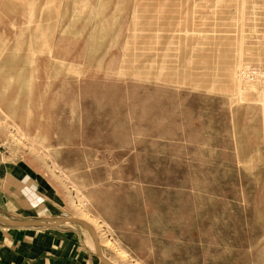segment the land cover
Returning <instances> with one entry per match:
<instances>
[{
	"label": "rangeland",
	"instance_id": "obj_1",
	"mask_svg": "<svg viewBox=\"0 0 264 264\" xmlns=\"http://www.w3.org/2000/svg\"><path fill=\"white\" fill-rule=\"evenodd\" d=\"M3 101L107 260L264 264V0H0Z\"/></svg>",
	"mask_w": 264,
	"mask_h": 264
},
{
	"label": "crops",
	"instance_id": "obj_2",
	"mask_svg": "<svg viewBox=\"0 0 264 264\" xmlns=\"http://www.w3.org/2000/svg\"><path fill=\"white\" fill-rule=\"evenodd\" d=\"M30 58L32 63L33 55ZM45 70L50 73L47 66ZM14 105L3 101L0 107L11 109ZM38 137L46 139L44 134ZM0 215L50 223L68 216L62 200L37 172L21 162L1 158ZM89 234L85 227L72 221L56 226H12L0 220V264H102Z\"/></svg>",
	"mask_w": 264,
	"mask_h": 264
},
{
	"label": "water",
	"instance_id": "obj_3",
	"mask_svg": "<svg viewBox=\"0 0 264 264\" xmlns=\"http://www.w3.org/2000/svg\"><path fill=\"white\" fill-rule=\"evenodd\" d=\"M0 220L9 224V225H12V226H56L62 222H66V221L77 222L79 224H82L89 231L91 238H92V242H93L94 252L97 255L99 261L102 264H114L101 255L98 240L95 237V234L93 233L91 226L80 218H77L74 216H62V217H58L54 222L50 223V222H42V221H36V220H34V221H32V220H15V219L7 218V217L0 215Z\"/></svg>",
	"mask_w": 264,
	"mask_h": 264
},
{
	"label": "bare ground",
	"instance_id": "obj_4",
	"mask_svg": "<svg viewBox=\"0 0 264 264\" xmlns=\"http://www.w3.org/2000/svg\"><path fill=\"white\" fill-rule=\"evenodd\" d=\"M40 38V37H39ZM54 163V162H53ZM54 168H52V167H50V171H51V173L55 176V177H57L56 176V173H59V174H63V172L61 171V169L54 163V166H53ZM48 168V167H47ZM67 190L69 191V188H67ZM72 193V192H71ZM71 200H72V198H71ZM74 200V199H73ZM72 202V201H71ZM72 206V205H71ZM74 212H78V211H80L81 210V207H80V204H76L75 202H74ZM72 209H73V207H72ZM78 218H80V219H82V220H84L86 223H88L90 226H91V224L88 222V221H86L85 219H83V218H81V217H78ZM92 219L94 220V222L95 223H97L98 225H100V226H102V222L99 220V219H97V218H94V217H92ZM103 227V226H102ZM91 228H92V230H93V233L95 234V237L97 238V240H98V244L100 245V240L98 239V237H97V235H96V233H95V231H94V229H93V227L91 226ZM105 229V228H104ZM90 235V234H89ZM91 238V237H90ZM111 241H112V243L115 245V246H117L116 245V243H115V241H113L112 239H110ZM119 246H117V248H118ZM117 251H119V253H120V255H121V259H122V261L125 263H127V262H130L131 264H137V261H134V260H131L130 259V257H129V255H128V253L126 252V251H124L121 247H119L118 249H117ZM100 252H101V255L103 256V254H102V251L100 250ZM104 257V256H103Z\"/></svg>",
	"mask_w": 264,
	"mask_h": 264
}]
</instances>
